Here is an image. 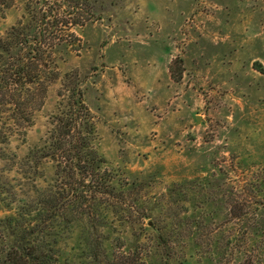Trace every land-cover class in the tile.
Instances as JSON below:
<instances>
[{
    "label": "rangeland",
    "instance_id": "rangeland-1",
    "mask_svg": "<svg viewBox=\"0 0 264 264\" xmlns=\"http://www.w3.org/2000/svg\"><path fill=\"white\" fill-rule=\"evenodd\" d=\"M6 3L0 36L28 19L25 0ZM95 7L100 18L74 27L81 46L58 69L79 73L95 147L127 195L121 201L133 205L129 213L118 202L125 220L110 216L106 253L137 252L143 264H237L252 251L264 264V233L252 235L264 220L233 219L230 207L239 205L220 201L222 194L213 206L201 177H221L230 197L264 202V187L249 184L264 178V0H96ZM59 86L60 79L49 84L24 132L0 135V220L53 176L51 161L29 168L22 160L44 138ZM176 187L180 194L168 193ZM247 209L264 212L262 204ZM232 233L242 246L230 257ZM87 237L84 220L60 231L59 261L91 264Z\"/></svg>",
    "mask_w": 264,
    "mask_h": 264
},
{
    "label": "trees",
    "instance_id": "trees-1",
    "mask_svg": "<svg viewBox=\"0 0 264 264\" xmlns=\"http://www.w3.org/2000/svg\"><path fill=\"white\" fill-rule=\"evenodd\" d=\"M12 1L8 0L7 6ZM95 4L96 0H25L28 19L10 26L0 36V128H4L0 135L3 139L9 134L24 132L31 125L33 113L43 104L49 84L60 79L56 112L49 116V128L41 143L30 149L22 160L29 168L31 163L36 168L41 161H51L53 176L43 187L33 186L35 195L21 200L14 214L0 220V264H62L56 254L57 236L75 220H84L88 228L91 264H143L137 252H116L109 256L104 249L103 229L113 222L111 218L121 221L128 218L120 215L121 206H127L124 209L132 213L133 205L126 198L121 201L120 197L127 195L118 188L113 171L105 166L104 158L95 147L96 127L83 98L79 73L71 70L60 75L58 69V62L64 60L68 51H77L81 46L74 27L100 18ZM169 70L175 79L177 75L171 67ZM201 177L213 206L215 197L222 194L220 201L226 197V203L232 200L239 205L230 207L233 219L252 218L257 223L264 220L263 211H244V207L253 204L264 206L263 201L254 197L251 201L248 197H230L235 192L221 177ZM249 184L257 190L259 186L264 187V178ZM180 192L179 187L168 191L175 196ZM185 219L192 225L193 216ZM258 230L264 233V229L256 228L252 235H260ZM252 235L249 240L253 239ZM230 237L232 257L242 245L237 241V234L232 233ZM251 252L242 260L237 258L236 263H259L262 257Z\"/></svg>",
    "mask_w": 264,
    "mask_h": 264
}]
</instances>
